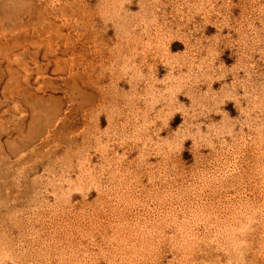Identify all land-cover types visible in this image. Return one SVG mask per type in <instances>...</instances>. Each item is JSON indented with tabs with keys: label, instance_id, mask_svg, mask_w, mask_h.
<instances>
[{
	"label": "rangeland",
	"instance_id": "obj_1",
	"mask_svg": "<svg viewBox=\"0 0 264 264\" xmlns=\"http://www.w3.org/2000/svg\"><path fill=\"white\" fill-rule=\"evenodd\" d=\"M0 264H264V0H0Z\"/></svg>",
	"mask_w": 264,
	"mask_h": 264
}]
</instances>
